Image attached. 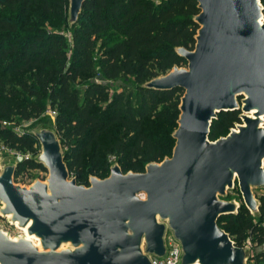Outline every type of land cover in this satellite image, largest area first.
<instances>
[{"label":"water","instance_id":"1","mask_svg":"<svg viewBox=\"0 0 264 264\" xmlns=\"http://www.w3.org/2000/svg\"><path fill=\"white\" fill-rule=\"evenodd\" d=\"M86 0H68L74 25ZM165 1V0H160ZM192 50L176 48L173 66L142 87L182 90L171 155L142 173L117 163L105 179L79 185L64 161L56 131L42 124L28 134L40 152L33 162L44 181L15 182L22 162L0 167V217L25 231L12 238L0 225V264H152L165 259L166 239L180 248L177 264H248L251 247H236L218 226L237 215L227 200L238 189L253 218L254 190L264 192V11L260 0H196ZM239 112L226 136L209 140L218 114ZM30 237L31 239H28Z\"/></svg>","mask_w":264,"mask_h":264},{"label":"trees","instance_id":"2","mask_svg":"<svg viewBox=\"0 0 264 264\" xmlns=\"http://www.w3.org/2000/svg\"><path fill=\"white\" fill-rule=\"evenodd\" d=\"M67 9L68 0H0V143L35 154L32 135L1 123L49 122L51 111L64 161L79 185L88 186L87 162L98 179L108 177L113 163L123 173H142L171 155L182 95L142 85L185 66L174 50L194 47L197 2L86 0L71 27ZM110 83H118L117 90ZM238 116L218 114L209 140L226 136ZM37 168L45 171L24 159L15 182ZM230 196L239 200L238 189ZM259 200L258 218L242 204L237 215L218 220L236 247L251 245L248 264H264V196Z\"/></svg>","mask_w":264,"mask_h":264},{"label":"rangeland","instance_id":"3","mask_svg":"<svg viewBox=\"0 0 264 264\" xmlns=\"http://www.w3.org/2000/svg\"><path fill=\"white\" fill-rule=\"evenodd\" d=\"M181 67H184V66H181ZM109 85H110L111 91L117 90L118 83H114V84L110 83ZM48 116L50 117L49 122H37L34 124H32L33 122H27V123L22 122V123L17 124L16 120H13L11 122H6L5 124H4V122H2L1 127L10 128L13 132H15L19 135L28 134V132L30 130L35 129L42 124H49L54 129L55 128L53 125V117L54 116L52 115L51 111H48ZM173 131H172V133H173ZM0 146L3 147V144L0 143ZM35 149H36L35 154L34 153L32 154L30 152L25 153L23 151H18V150H10V149L7 150L5 153L2 154V156L0 158V167H1V164L3 163V161H5L6 159H15L17 157V154L21 155L24 159L26 158V159H32L33 160V158H35V156L37 154H39V152H40V147H39L38 143H37V145H35ZM63 152L65 153L66 151L63 149ZM83 176H84L85 180L89 179V177H91V176L96 177V173L91 170V167H90L88 162H87L86 168L84 169ZM46 177H47V172L43 171L41 168H37L35 170H25L18 176V178L16 179V183L20 184V185H30L35 180L44 181ZM231 194L232 193H229L227 200H236L238 202V204L242 205L241 198L238 200L237 197L230 196ZM254 194L258 200L260 197L264 196V192L262 190H258V189L254 190ZM0 225L2 226L4 231L6 233H8L10 235V237H12V238H15V237L22 234V232L20 230H18L14 226H11L10 224H8L6 219L1 218V217H0ZM246 245H249L251 247L250 244H246Z\"/></svg>","mask_w":264,"mask_h":264},{"label":"built area","instance_id":"4","mask_svg":"<svg viewBox=\"0 0 264 264\" xmlns=\"http://www.w3.org/2000/svg\"><path fill=\"white\" fill-rule=\"evenodd\" d=\"M52 115L54 116L55 113L52 112ZM5 123L6 122H4V124ZM237 123H239V122H237ZM6 149L7 148L5 146H3V147L0 146V158H1L3 153H5L7 150H9V149H7V150ZM15 160L17 162H22L24 160V158L21 155L17 154V157L15 158ZM110 160H113V159H110ZM166 247H167V255H166L165 259L159 260V259L153 258L152 264H177L178 263V260L180 257V248H179L178 244L175 243L170 237H167Z\"/></svg>","mask_w":264,"mask_h":264},{"label":"bare ground","instance_id":"5","mask_svg":"<svg viewBox=\"0 0 264 264\" xmlns=\"http://www.w3.org/2000/svg\"><path fill=\"white\" fill-rule=\"evenodd\" d=\"M18 229H19V228H18ZM20 230L23 232V235H22V236H23V237H27V236H26V234H25V231H24V230H22V229H20ZM28 239H31V238H30V237H28Z\"/></svg>","mask_w":264,"mask_h":264}]
</instances>
